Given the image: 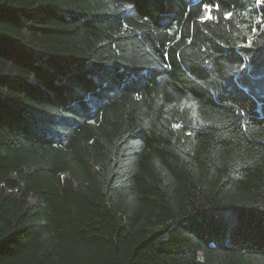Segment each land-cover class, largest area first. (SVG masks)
<instances>
[{
  "label": "trees",
  "instance_id": "1",
  "mask_svg": "<svg viewBox=\"0 0 264 264\" xmlns=\"http://www.w3.org/2000/svg\"><path fill=\"white\" fill-rule=\"evenodd\" d=\"M261 21L0 0V264H264Z\"/></svg>",
  "mask_w": 264,
  "mask_h": 264
},
{
  "label": "snow or ice",
  "instance_id": "2",
  "mask_svg": "<svg viewBox=\"0 0 264 264\" xmlns=\"http://www.w3.org/2000/svg\"><path fill=\"white\" fill-rule=\"evenodd\" d=\"M257 4H264V0H256ZM204 15H203V19L205 20H212V19H215V17L212 16V10H213V7H215V9L217 11H219V5H211V4H204ZM233 16V13L231 12H226L224 13V18L225 19H230L231 17ZM262 23V26H264V21H261Z\"/></svg>",
  "mask_w": 264,
  "mask_h": 264
}]
</instances>
